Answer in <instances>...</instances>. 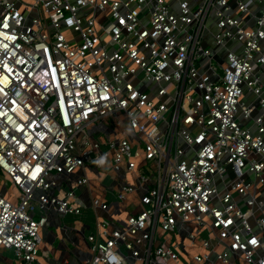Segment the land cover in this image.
Masks as SVG:
<instances>
[{
  "label": "built area",
  "instance_id": "2783aa9c",
  "mask_svg": "<svg viewBox=\"0 0 264 264\" xmlns=\"http://www.w3.org/2000/svg\"><path fill=\"white\" fill-rule=\"evenodd\" d=\"M0 170L13 262L55 212L81 264H264V0H0Z\"/></svg>",
  "mask_w": 264,
  "mask_h": 264
},
{
  "label": "crops",
  "instance_id": "0c3cea01",
  "mask_svg": "<svg viewBox=\"0 0 264 264\" xmlns=\"http://www.w3.org/2000/svg\"><path fill=\"white\" fill-rule=\"evenodd\" d=\"M77 174L78 175L82 174V171H79ZM65 178L66 177L64 176L59 177L60 180H64ZM107 184H109L113 188L112 191L113 194H110V196L112 197V201L110 200V202L112 203L111 208L113 211V215L115 217H122V216L124 217L126 216V211L128 209L137 208L139 203V195L135 194L130 196V198L125 203L120 202L115 197L118 188L120 186V183L118 181H109V183ZM0 189L5 191L6 193H9V191L10 192L15 191L14 186L11 185L10 187H8V184L2 181H0ZM76 191L78 192L81 201H84L87 204H89L90 197L92 194L89 188L81 187V188H77ZM72 224H74V218L72 216H63L55 212L50 213L49 224L47 225V227L43 228L42 230V235L44 238L42 244V250L48 251V255H44L43 257H40L39 262L37 264H64L65 261H68V264H71L72 260H76V259L83 260L86 258L80 256L81 239L83 238L82 234L75 232H70L68 236L67 234H64L65 227H69ZM57 234H59L62 237V239L60 240V242L58 241V243H57ZM54 235L56 236V241ZM178 239L181 241L182 244H186V237L184 234L179 236ZM196 250L201 251V246L199 244L197 245ZM192 253L193 250L190 248H186L183 250L182 253L184 259L183 264H193ZM4 261L8 262L7 260ZM8 264L10 263L8 262Z\"/></svg>",
  "mask_w": 264,
  "mask_h": 264
},
{
  "label": "rangeland",
  "instance_id": "374dc122",
  "mask_svg": "<svg viewBox=\"0 0 264 264\" xmlns=\"http://www.w3.org/2000/svg\"><path fill=\"white\" fill-rule=\"evenodd\" d=\"M210 47L212 49H214L215 45L212 43ZM219 71H220V73H223V69L219 68ZM92 128L93 129H100L101 128V122L97 123ZM1 175H3V174H2V171L0 170V176ZM109 180H110V175L107 176L105 183L106 184L109 183ZM8 186H9V184H8ZM107 198L112 201V197L110 195H108ZM88 213L91 214V211H89ZM89 221L93 223L92 218H90ZM87 233H89V230H87ZM203 235H204V237H206L207 233H204ZM61 239H62V237L59 234H57V243H58V241L60 242ZM55 241H56V236H55ZM44 245H45V243H44ZM44 245H43V247H44ZM56 247H58V246H56ZM88 248H89V244L85 241L84 236H83V238L81 239L80 256H83V258L89 256ZM40 255H42V246L40 248ZM15 259H16L15 250H13V249H6L5 250L3 248L0 249V264H8V262L10 264H22L19 261L13 262V260H15ZM3 260H7L8 262H5ZM81 261H82V259L72 260L71 264H81Z\"/></svg>",
  "mask_w": 264,
  "mask_h": 264
}]
</instances>
